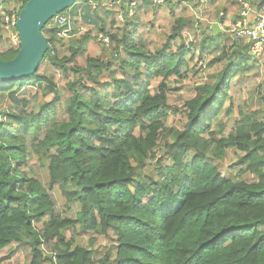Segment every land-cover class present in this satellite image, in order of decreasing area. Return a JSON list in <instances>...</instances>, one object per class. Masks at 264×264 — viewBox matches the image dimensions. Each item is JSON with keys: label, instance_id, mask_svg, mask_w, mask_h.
Returning <instances> with one entry per match:
<instances>
[{"label": "trees", "instance_id": "obj_1", "mask_svg": "<svg viewBox=\"0 0 264 264\" xmlns=\"http://www.w3.org/2000/svg\"><path fill=\"white\" fill-rule=\"evenodd\" d=\"M10 2H1L8 12ZM228 4L234 0H218L213 8L224 10L215 21L230 30L235 21L226 16ZM91 14L89 6L86 21L111 38V59L87 56V65H79L89 33L61 57L57 45L65 40L58 28L46 26L50 47L39 69L25 78H0V94L10 101L0 109V264L11 259L2 251L13 242L30 246V264H95V249L66 234L77 225L94 237H112L99 264H264V120L255 112L241 114L229 131L225 120L233 110L225 107L232 82L252 69L251 44L226 30L217 36L210 30L201 52L207 39L226 37L209 63L224 65L213 83L196 86L182 127H168L170 81L188 76L199 46L182 39L183 27L194 23L176 18L172 33L154 50L140 36L136 16L112 32L90 20ZM19 50L0 49V59H14ZM46 63L66 76L64 87L54 73L41 71ZM29 88L53 98L35 108ZM160 146L165 155L157 157ZM228 149L243 153L234 176L223 174L219 164ZM30 158L49 161L47 184ZM151 158L157 159L155 175L144 173ZM56 185L79 202L76 218L57 211Z\"/></svg>", "mask_w": 264, "mask_h": 264}, {"label": "rangeland", "instance_id": "obj_2", "mask_svg": "<svg viewBox=\"0 0 264 264\" xmlns=\"http://www.w3.org/2000/svg\"><path fill=\"white\" fill-rule=\"evenodd\" d=\"M1 2L4 0H0ZM94 1L92 4L96 5L97 15L95 20L103 25L107 31H120L124 26V22L131 17H125L124 22L118 21L116 18L117 14L121 13V8L115 6H109L108 2L110 0H78V3H88ZM196 1V2H195ZM218 0H171L166 5L163 6H151L149 8L139 10L135 12L136 18L139 21L140 36L147 39L151 45L152 49H156L161 46L167 39L168 35L172 33L173 26L175 24V19L180 16L189 18L194 24L192 26L183 27L182 39L186 43L194 42L199 44L196 48L195 59L190 62L191 71L188 76L183 78H172L170 81L171 90L169 93V105L171 106L170 116L167 121L168 127H179L181 128L185 122V110L186 101L190 100L196 95V86L204 83H213L215 81V74L220 71L224 65V60L221 62L213 63L209 65L210 62H214L215 58L221 54L224 49V45L227 43V38L224 36H219L215 39H207L205 43V52H201L202 43L206 39L211 25L217 20L218 16H223L222 12L224 10H217L213 8L214 2ZM220 1V0H219ZM231 1V0H230ZM249 3L258 2L259 0H246ZM0 2V12L4 10L3 5ZM20 0H11L9 6L15 7ZM76 2V3H77ZM75 3V4H76ZM234 4L237 6L239 11V0H234ZM3 7V8H2ZM76 8V13L74 14L70 11L71 19L74 24L75 32L72 35L74 38L67 41L59 42L57 45L58 53L61 57L70 56V44L74 43L79 37H83L84 34L89 33L92 37L91 41L88 43L86 55L78 57L79 65L86 66L87 56H97L102 60L111 59V52L113 49V43L105 44L100 41L97 34L102 32L99 28H96L89 23H82L81 16L77 13L79 8L77 6H72ZM71 7V8H72ZM91 7V6H90ZM70 9V8H69ZM92 9V8H91ZM82 7L81 10L83 11ZM132 16V17H134ZM232 20V19H231ZM214 21V22H213ZM220 24V22H219ZM223 32L226 30L228 36H237L234 34V28L227 30L220 24ZM222 32V33H223ZM71 36V37H72ZM3 37V39H2ZM238 38V37H237ZM233 39H230L232 41ZM181 38L176 41L179 43ZM7 41H5L4 36L0 35V49H6ZM247 43L246 40H243ZM201 58V59H200ZM252 69L243 75L239 76L238 80L232 82L230 89V98L225 103L226 108H232L231 117H226L225 120L228 124L227 130L229 131L234 127L236 121L240 119L241 114H251L255 112V116L258 119L264 120V54L260 56H252L250 60ZM42 72H48L49 74H55L59 84L64 87L67 79L66 76L61 72L58 67H53L48 63L43 64L41 68ZM70 78H74L71 75ZM160 80H156L152 83V87H156ZM67 96V93H64ZM30 99L34 102V107L37 104L44 101L52 100L53 96L51 94L43 95L40 92L36 93V90L29 88L27 94ZM10 107V101L6 94H0V109H6ZM21 110V108H17ZM226 156L223 160L219 162L221 171L225 175L234 176L236 172L240 169V165L237 164L240 155L243 153L236 149H228L226 151ZM163 149L161 146L157 149V157L164 156ZM157 159L151 158L148 161L147 168L144 170L145 174L155 175L154 169L157 166ZM48 163L38 162L36 158L28 159V164L33 165L35 174L41 179L44 184L49 182L48 175ZM244 178L249 179V176H244ZM52 194L56 200V209L63 216L70 218H76L77 212L80 209V204L78 201H69L63 188L56 185L52 190ZM39 228L43 227L42 223L37 224ZM68 238L73 237L76 244L85 247H93L95 249V264H99L100 259L108 252L109 248L113 245L114 241L112 237H94L93 232L84 231L80 225H77L75 229L71 228L66 231ZM96 240V242L91 245V241ZM45 253L50 252L49 247H44ZM4 255H12L11 259L3 264H30L32 254L31 248L28 244H17L13 242L6 249L2 251Z\"/></svg>", "mask_w": 264, "mask_h": 264}, {"label": "built area", "instance_id": "obj_3", "mask_svg": "<svg viewBox=\"0 0 264 264\" xmlns=\"http://www.w3.org/2000/svg\"><path fill=\"white\" fill-rule=\"evenodd\" d=\"M170 1L171 0H110L108 5L121 8V13L117 14L116 19L120 22H124L125 17L134 16L136 10L145 4L151 6H163ZM93 2L94 1L90 2L91 6L96 9V5L92 4ZM17 5L18 6L13 7L11 12H8L5 9L0 12V30L3 33L5 41H7V47L15 49L21 47V36L17 22L20 10L22 6H24L22 1ZM74 6H77L79 10L82 9L81 3L77 2ZM72 8L57 14L47 23L48 28L59 29L57 36L60 39L71 37L75 32L70 11L74 14L76 12L72 10ZM79 10H77L79 15L84 12ZM237 19L235 20L234 27L235 36L249 42L254 55L260 56L264 54V5L260 8H256L248 1L240 0L239 16ZM98 37L99 40L105 44L111 43L110 36L105 33H99Z\"/></svg>", "mask_w": 264, "mask_h": 264}, {"label": "water", "instance_id": "obj_4", "mask_svg": "<svg viewBox=\"0 0 264 264\" xmlns=\"http://www.w3.org/2000/svg\"><path fill=\"white\" fill-rule=\"evenodd\" d=\"M78 0H28L21 8L17 22L21 47L14 59H0L2 80L29 77L40 67L50 45L44 34L47 23L68 10ZM214 36L222 33L219 22L211 25Z\"/></svg>", "mask_w": 264, "mask_h": 264}, {"label": "crops", "instance_id": "obj_5", "mask_svg": "<svg viewBox=\"0 0 264 264\" xmlns=\"http://www.w3.org/2000/svg\"><path fill=\"white\" fill-rule=\"evenodd\" d=\"M89 6H91V4H88V3H83V5H82V7L84 8V10H83L84 12L82 14H80V16H81V20H82L83 24L89 23L85 19V9H87ZM227 6H228V14L226 16L229 19H232L233 21H235L238 18V16H239V11L237 9V6L233 5V4H231V5L228 4ZM91 8H92V14H91L90 20L91 19H96V17H94V15H93V9L94 8L92 6H91ZM72 10L76 11V8H72ZM89 24H91V23H89ZM91 25H93V24H91Z\"/></svg>", "mask_w": 264, "mask_h": 264}]
</instances>
